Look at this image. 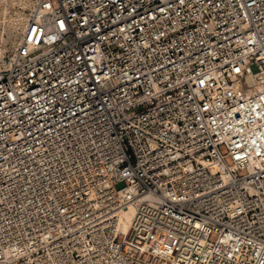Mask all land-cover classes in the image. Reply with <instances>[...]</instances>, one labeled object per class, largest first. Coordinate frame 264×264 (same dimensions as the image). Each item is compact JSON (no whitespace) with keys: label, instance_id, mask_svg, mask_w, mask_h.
<instances>
[{"label":"built area","instance_id":"1","mask_svg":"<svg viewBox=\"0 0 264 264\" xmlns=\"http://www.w3.org/2000/svg\"><path fill=\"white\" fill-rule=\"evenodd\" d=\"M31 2L0 264H264V0Z\"/></svg>","mask_w":264,"mask_h":264},{"label":"bare ground","instance_id":"2","mask_svg":"<svg viewBox=\"0 0 264 264\" xmlns=\"http://www.w3.org/2000/svg\"><path fill=\"white\" fill-rule=\"evenodd\" d=\"M15 4L20 7V10L13 9ZM31 6V0H0V25L4 24L7 33L6 40L0 37V43L2 42V46H4L0 48V70L9 67V63L3 61L5 42L9 45V50L14 53L26 30L28 22V14L26 11H29ZM123 229L125 228L123 227Z\"/></svg>","mask_w":264,"mask_h":264},{"label":"rangeland","instance_id":"3","mask_svg":"<svg viewBox=\"0 0 264 264\" xmlns=\"http://www.w3.org/2000/svg\"><path fill=\"white\" fill-rule=\"evenodd\" d=\"M13 9L14 10H20V7H18L16 4L13 6ZM28 10L26 11V13L28 14ZM0 37H2L4 40H6L7 39V33H6V29H5V27H4V24H1L0 25ZM1 47H4V46H2V42L0 43V48ZM10 49V47H9V45H7V43L5 42V54L3 55V61H5V62H8V58L11 56V54H12V52L9 50ZM0 57H1V54H0ZM220 151H221V153L222 154H225L226 153V151H225V149H224V147H221L220 148ZM225 162H226V164L227 165H230L231 164V161H230V159L227 157L226 159H225ZM244 173H245V171L244 170H242V171H239V176H242V175H244ZM215 240V235H212L211 237H210V241L211 242H213Z\"/></svg>","mask_w":264,"mask_h":264}]
</instances>
